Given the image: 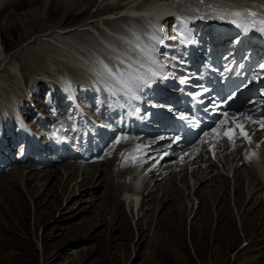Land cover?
Returning <instances> with one entry per match:
<instances>
[{
	"label": "rangeland",
	"instance_id": "rangeland-1",
	"mask_svg": "<svg viewBox=\"0 0 264 264\" xmlns=\"http://www.w3.org/2000/svg\"><path fill=\"white\" fill-rule=\"evenodd\" d=\"M248 1L2 0L0 143L11 141L14 148H20L27 137L39 136L45 141L49 131L61 126L62 122L69 130H74L71 136L67 133L68 137L73 141H83L79 127L84 118H79V108L71 103L61 83L70 81L77 89L80 105L90 110L89 113L101 112L104 99L99 98L97 90L102 93L104 90L95 83V75L88 72L86 75L84 70L75 67L79 65L77 60L82 58L93 65L99 62L107 72L118 76L115 68L121 70L109 65L111 61L105 44L134 59L142 60L150 53L155 55L152 49L161 46L165 35L154 32L144 18L145 14L153 11L152 5L158 8L159 4H165L172 8L174 16L169 17L166 27L177 29L180 27L177 24L179 15H184L187 20L216 16L228 19L226 16H231L239 4L247 7L254 6L256 2L264 4V0ZM162 9L155 11V15L161 11L164 13ZM110 106L117 112L116 104L110 101ZM19 111L25 118L18 117ZM29 128L36 131L35 135L30 134ZM20 154L21 149L20 153L18 149L13 153L11 162L4 168L5 173L0 176V264H264V233L257 232L262 230L256 223L259 219L242 227L234 205L235 161L232 163L228 153L225 169H214L217 173L220 170L222 176L211 172L216 180L213 177L201 183L207 191L206 185L216 182L225 192L222 195L218 190L216 200L219 202L227 196L226 202L217 205L218 215L223 218L216 221V202L209 198V206L208 199L202 200L193 218L192 232L190 221L198 206V195L193 190L199 184L192 171L204 169V164L198 161L203 160L201 157L184 167L187 182L180 180L182 173L179 174L178 167L171 169V173L176 175L175 186L184 191L185 196L189 193L185 209L178 205L173 212L174 209L168 207L167 189L173 190L174 183L165 185V178L160 180L165 173L161 177L160 173L153 175L161 184L153 187V196L148 195L147 201H142L145 195L142 191H148L146 184L142 183L143 178L141 175L137 177L136 189H131L130 184L118 186L122 178L116 176L112 156L107 165L111 166L110 173L107 169L104 171L101 158V163L99 160L96 165L89 164L87 170L78 167L68 179L66 172L70 169L63 163L51 168L55 172L52 181L56 175L60 180L55 187L52 181L42 177L37 182L38 189L30 194L23 184L22 188L17 185L6 189L5 186H10L16 176L18 178L14 167L18 166L19 171L26 173L28 166H36L31 163L15 165L13 159ZM222 154L225 152H220ZM213 164L215 167L221 165L218 162ZM238 165L247 196L241 191L240 184H237L240 188L236 187L235 193L241 194L245 204L252 192L249 187L251 175L247 172L250 164ZM93 169H96L95 181L82 186L83 174L92 173ZM221 177L229 182L228 189L227 182L223 188L220 187ZM65 178L71 180L67 181L66 190H62ZM162 194L165 203L160 204L156 196L161 197ZM253 194L257 201L264 199V188ZM179 195L175 193L174 197ZM117 204H120L119 208ZM253 212L250 210L247 217L253 216ZM205 214H209L210 220H205Z\"/></svg>",
	"mask_w": 264,
	"mask_h": 264
},
{
	"label": "bare ground",
	"instance_id": "bare-ground-1",
	"mask_svg": "<svg viewBox=\"0 0 264 264\" xmlns=\"http://www.w3.org/2000/svg\"><path fill=\"white\" fill-rule=\"evenodd\" d=\"M2 0H0V2H1ZM250 1H248V0H243V3H249ZM262 2V1H261ZM253 3V2H252ZM253 4H255L254 6H256V5H260L259 6V8H263V10H264V4L262 3H258V2H256V3H253ZM156 5V4H155ZM159 5H161V6H163L164 8L162 9L161 8V6L159 7ZM157 7L158 8H156V6L154 7V5H152V7L153 8H151L153 11H151V14H157V13H155V11H157L158 9L160 10V9H162V10H165L164 11V13H162V11H161V13H159L158 14V16H164V14L165 13H169V12H171L172 11V8H170L169 6H167V5H165V4H159ZM254 6H253V8H254ZM166 8H167V10H166ZM169 9V10H168ZM148 11V10H147ZM202 13V12H201ZM207 13V12H206ZM205 14V13H204ZM208 15V14H207ZM134 17V16H133ZM168 19L169 18H165V20H166V22H168ZM162 38V37H161ZM0 47H1V45H0ZM141 51V50H140ZM151 57L152 56H149L148 57V62H150V63H152L153 62V60L151 59ZM76 61V60H75ZM78 62H79V64H83V65H85L86 64V61H84V59H80V58H78V60H77ZM144 60H140V58L139 59H137V64L138 65H140V66H142V67H145V66H149L148 65V63H146V62H143ZM82 62V63H81ZM145 63V64H144ZM82 65V66H83ZM102 65L103 64H101V63H99V62H97V64H95V66L96 67H102ZM86 67L88 66V67H90L89 69H91V66L89 65V64H86L85 65ZM75 67H77L79 70H84V68H86V67H84V68H80L79 66H75ZM88 69V68H87ZM85 72H87L86 70H84ZM82 74V73H81ZM80 74V75H81ZM86 75H87V73H86ZM99 75L101 76V75H104V74H101V73H99ZM84 77V76H83ZM103 77H105V76H102V78ZM107 79H108V76H107ZM88 92V91H87ZM109 109V108H108ZM46 133V132H45ZM259 137H260V135L258 136V139H259ZM110 138H111V135L107 138V139H104L103 138V142H102V148H104V147H107L108 146V144H109V141H110ZM109 140V141H108ZM105 141H108V143L106 144L105 143ZM122 143V141L119 139V141H118V145H120ZM201 143H199L198 145H200ZM258 147V151L256 152V153H254L255 155H252V157H250V159H252V160H248V159H244V158H246L245 156H243V154H241L240 153V150H233V151H231V153H230V159H231V161H232V163L235 161V164H234V166H233V168H234V177H235V182H234V205L237 207V213H238V215L240 216V222H241V225H242V227L245 225V223H247V222H254V220L256 219V218H258L259 219V221H256V223H257V225H258V228L259 227H261L262 228V230H259V231H257V232H261V233H264V199H261L260 201H257V200H255L254 198V194H253V192L255 193V191H258L260 188H264V142H260V146H257ZM86 150H89L88 148H85ZM84 149V150H85ZM110 155H111V153H114L115 151L117 152V150L116 149H114V147L113 146H110ZM262 150V151H261ZM104 152L106 153V154H104L103 156H102V161H103V163H104V165H105V170L104 171H106V169H107V171H109L108 173H110V171H111V166L110 167H107V165H109L108 164V160L106 159L107 158V156H108V150L107 149H105L104 150ZM94 155V154H93ZM201 158H203V160H198V161H201L204 165H203V167H204V169H202L200 172L198 171L199 169H197V171H192L193 173V176H194V178H195V180L197 181H199V184H198V186H196L195 188H194V190H193V193L194 194H196V195H198L197 196V198H198V206H197V209L195 210V212H194V215H193V217H192V219H191V221H190V232H192V228L194 227L193 226V218L196 216V213L198 212V209H199V206L201 205V202H202V200H205V199H208V204H209V206H211V203H210V201H209V198L210 199H212V202L213 203H215L216 202V200L218 199L217 198V196H218V190H220L219 189V186H218V184H216V182H214V183H209L208 185H206V187H208L209 189L207 190L206 188V190L207 191H205L204 190V187H202L201 186V183L203 182V181H208V180H210V179H212L213 177H215L214 176V174L212 175V173L211 172H214L215 173V175L216 176H222L221 175V173H220V170H221V167L222 168H224L225 169V164L229 161V158H228V156H226V155H220V154H218L216 157H217V159H216V161H212L210 158H209V155H208V157H204V156H200ZM256 157H258V158H256ZM90 158V157H89ZM196 158V156L194 157V159ZM256 159H258V160H256ZM57 161V160H56ZM61 161V160H60ZM210 161V162H209ZM211 162H213V163H220L221 165L220 166H217V167H215V165L213 164V163H211ZM196 163V162H195ZM243 164V165H246V164H250V169L249 170H247V172H248V175H251V180L249 181V187H251V193H250V196L247 198V201H246V203L244 204V201H243V199L241 198V194L240 193H235V188L236 187H238V188H240V185H241V191L245 194V192H244V188H243V185H242V183H243V178H241L240 176H239V173H240V170H239V165L238 164ZM94 165H96L95 163H93ZM189 164H194V163H191V162H188L187 163V165H184V166H181L180 168H179V174H180V172L182 173L181 175H180V180H183L184 182H187V177L185 178V173H186V175H187V172H185V168H187V166L189 165ZM81 165V164H80ZM83 165V164H82ZM217 165V164H216ZM98 166H99V164H98ZM102 166V165H101ZM18 166H16V167H14V169L17 171V175H18V178L20 177V181H18L17 182V176H16V178L13 180V181H11L10 182V186H5L4 188H8V187H16L17 185L19 186V187H21L22 186V184H23V186H24V189L26 190V192H28L29 194L30 193H32L33 191L35 192L38 188H37V186H38V184H37V182L43 177V178H45V180H49V181H52V179H53V176L55 175V172L53 173V170L49 167V166H46L45 168H44V166L42 167V166H39V167H37V166H28V170H27V172L26 173H24V171H19L18 170V168H17ZM42 167V168H41ZM65 167H67V168H69L70 169V174H69V176H67L68 175V173L66 172V178H72V174H74L75 173V169H77L78 167H79V164L78 165H72V164H70V163H67V164H65ZM81 168L83 167V168H85V170H87V169H89V168H87V167H90L89 165H87L86 167L85 166H80ZM79 167V168H80ZM185 167V168H184ZM205 168H208V169H205ZM211 168V169H210ZM42 170V172H36L37 170ZM172 166L171 165H169V164H167L166 166H165V168L163 169V173H162V175H163V177L160 179V180H162L163 178H165V181H164V183H165V185L166 184H168L169 182H171V186L173 185V183H174V178H175V181H176V175L174 176V174L173 173H171L172 172ZM210 169V170H209ZM217 170V169H220L219 170V172L217 173L215 170ZM66 170H68V169H66ZM84 170V171H85ZM95 170L96 169H93V171H92V173H88V174H83V178H82V181H83V183L81 184L82 186L84 185H90V184H92L94 181H95V179H94V175H95ZM100 170V169H99ZM182 170V171H181ZM103 171V172H104ZM13 172V171H12ZM90 172V171H89ZM100 173V172H99ZM116 173V176H117V178L118 179H121L122 178V180L121 181H118V186H120V187H124L127 183H125V175H124V172L122 171V170H118L117 172H115ZM139 173H138V177H139ZM155 175V174H154ZM161 174L159 175V177H161L162 176ZM141 178H142V176H140ZM65 178V179H66ZM171 178H173V180L171 179ZM55 180H53L52 181V185L55 187L56 185H58L59 184V182H60V180H59V176H57L56 175V177L54 178ZM156 179V180H155ZM157 179L158 178H156V176H153V175H151V177H149L148 178V176H144L143 177V180H142V183L144 182V185L146 184V186H145V189H148V191L145 193V191H142V195H143V193L145 194L144 196H142V201H147V196L148 195H152V190H153V187L154 186H156L157 184L159 185V184H161L160 182H157ZM71 180V179H70ZM70 180H67L66 179V181L62 184V190H66V188H67V181H69L70 182ZM214 180H216V177L214 178ZM156 181V182H155ZM220 181V180H219ZM217 182H218V180H217ZM223 184H222V183ZM226 182H227V189L229 188V182L227 181V179L225 178V177H221V181H220V184H221V186L220 187H224L225 185H226ZM256 182V183H255ZM136 183H138V180H137V182ZM198 183V182H197ZM219 184V185H220ZM237 184H240V185H238L237 186ZM255 184V185H254ZM80 185V186H81ZM149 186H151L150 187V189H149ZM22 188V187H21ZM237 188V189H238ZM17 189V188H16ZM132 189V188H131ZM167 189V188H166ZM172 189L173 190H171V189H167L166 191H167V194H168V201L170 202H168L169 203V206L168 207H170V209H174V210H172L173 212L175 211V209L177 208V206L179 205V207H181V209H185L184 207L186 206L185 205V199H186V196L188 195V197H189V193L185 196V192L183 191V192H181V189L178 187V186H175V183H174V187L172 186ZM162 190V189H161ZM66 192V191H65ZM189 192H190V190H189ZM17 193V192H16ZM27 193V194H28ZM171 193V194H170ZM175 193H180V195H179V197L178 198H176V197H174V195H175ZM220 193H222V195L225 193V192H223L222 191V189L220 190ZM170 194V195H169ZM246 195V194H245ZM153 196V195H152ZM158 196V195H157ZM156 196V199L158 200L159 199V201H160V204H163V203H165V198L163 197V194H162V196L161 197H157ZM247 196V195H246ZM150 197V196H149ZM170 197V198H169ZM227 197V196H226ZM226 197H223L219 202H216L215 204V211H216V221L218 222L220 219H219V217H221V216H219L218 214V212H219V208H218V204L219 203H223V202H226V200H227V198ZM246 200V199H245ZM242 201H243V203H242ZM206 202H207V200H206ZM213 203H212V205H213ZM244 204V205H243ZM119 205L120 204H117V206L116 207H118L119 208ZM209 206H208V208H209ZM242 206V207H241ZM238 208H241V209H238ZM253 209V213H254V215L253 216H251V217H247L248 216V214H249V211L250 210H252ZM255 209V210H254ZM180 213V216H182V214H181V212H179ZM206 216H204V218H205V220L206 219H208V220H210V217H209V214H205ZM223 217H221V219H222ZM221 221V220H220ZM219 221V222H220ZM208 224H209V222H208ZM207 225V224H206ZM223 225V224H222ZM221 225V226H222ZM226 225V224H225ZM193 226V227H192ZM256 229V228H255ZM243 230H245L244 228H243ZM176 232V231H175ZM178 232V231H177ZM194 236V235H193Z\"/></svg>",
	"mask_w": 264,
	"mask_h": 264
},
{
	"label": "snow or ice",
	"instance_id": "snow-or-ice-1",
	"mask_svg": "<svg viewBox=\"0 0 264 264\" xmlns=\"http://www.w3.org/2000/svg\"><path fill=\"white\" fill-rule=\"evenodd\" d=\"M233 15L234 16H240L241 13L240 12H234ZM248 15L251 16V17H256L257 16V13H255V12H248ZM260 23L262 25H264V19L260 20ZM261 30L264 31V29H261ZM262 67H264V65H262ZM261 126L264 127V122H262ZM241 134H244V133H241ZM253 155H255V154H253Z\"/></svg>",
	"mask_w": 264,
	"mask_h": 264
}]
</instances>
